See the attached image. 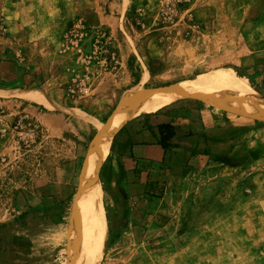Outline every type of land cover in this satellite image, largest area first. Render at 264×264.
<instances>
[{
    "label": "rangeland",
    "instance_id": "rangeland-1",
    "mask_svg": "<svg viewBox=\"0 0 264 264\" xmlns=\"http://www.w3.org/2000/svg\"><path fill=\"white\" fill-rule=\"evenodd\" d=\"M0 61L34 75L25 83L0 70V213L16 190L70 186L61 230L75 264L78 176L100 128L139 94L195 76L231 74L257 93L246 76L264 61V0H0ZM2 90H37L66 110ZM230 117L241 160L196 176L160 230L111 232L102 193L98 264H264V122Z\"/></svg>",
    "mask_w": 264,
    "mask_h": 264
},
{
    "label": "crops",
    "instance_id": "crops-1",
    "mask_svg": "<svg viewBox=\"0 0 264 264\" xmlns=\"http://www.w3.org/2000/svg\"><path fill=\"white\" fill-rule=\"evenodd\" d=\"M0 70L14 81H33L34 75L21 71L17 63L0 61ZM230 76L235 78L226 74ZM246 79L256 94L264 97V61L258 63L255 77ZM1 92L10 96L26 91ZM200 99L207 100L189 101ZM53 110L63 113L66 109L56 104ZM230 115L249 118L219 97L185 98L117 130L99 172L110 231L160 230L192 194L189 189L195 187L196 176L203 170L232 169L216 161V157L231 162L242 157L241 134L235 131L233 135L240 124L233 123ZM169 131L174 134L168 141ZM73 197L66 185L41 184L16 190L10 207L0 213V264H70L71 231L62 233L61 212Z\"/></svg>",
    "mask_w": 264,
    "mask_h": 264
},
{
    "label": "bare ground",
    "instance_id": "bare-ground-1",
    "mask_svg": "<svg viewBox=\"0 0 264 264\" xmlns=\"http://www.w3.org/2000/svg\"><path fill=\"white\" fill-rule=\"evenodd\" d=\"M12 94L50 111L56 108L52 100L37 90L14 92L10 95ZM202 97H219L238 113L264 120V97L245 86L235 84L219 72L195 76L148 94L141 93L132 101L117 107L106 125L100 128L102 135L96 136L97 139L91 143L86 163L78 176L75 215L82 235L83 256L75 264H98L105 247L106 221L101 201L99 171L108 155L115 132L131 120L144 114L155 113L181 99Z\"/></svg>",
    "mask_w": 264,
    "mask_h": 264
},
{
    "label": "trees",
    "instance_id": "trees-1",
    "mask_svg": "<svg viewBox=\"0 0 264 264\" xmlns=\"http://www.w3.org/2000/svg\"><path fill=\"white\" fill-rule=\"evenodd\" d=\"M173 131H169V133L167 134V140L169 141L172 137H173ZM216 161L219 162V163H222V164H225L226 166L228 167H231L233 168L234 166H232L229 162L228 159L226 158H223V157H216Z\"/></svg>",
    "mask_w": 264,
    "mask_h": 264
},
{
    "label": "built area",
    "instance_id": "built-area-1",
    "mask_svg": "<svg viewBox=\"0 0 264 264\" xmlns=\"http://www.w3.org/2000/svg\"><path fill=\"white\" fill-rule=\"evenodd\" d=\"M18 126L21 128L22 126L20 124H18Z\"/></svg>",
    "mask_w": 264,
    "mask_h": 264
}]
</instances>
